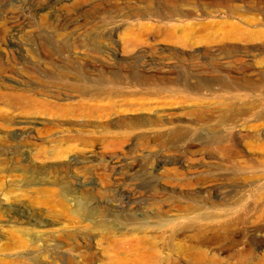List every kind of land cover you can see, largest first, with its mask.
Wrapping results in <instances>:
<instances>
[{
	"label": "rangeland",
	"instance_id": "obj_1",
	"mask_svg": "<svg viewBox=\"0 0 264 264\" xmlns=\"http://www.w3.org/2000/svg\"><path fill=\"white\" fill-rule=\"evenodd\" d=\"M72 65L95 80L132 75L153 85L123 84L94 100L48 80ZM0 91L66 106L0 101V153H25L0 155V264L81 256L108 264L116 240L136 233L130 216L158 225L177 217L178 205L220 217L203 235L209 260L264 258V0H0ZM212 136L223 142L205 147Z\"/></svg>",
	"mask_w": 264,
	"mask_h": 264
},
{
	"label": "bare ground",
	"instance_id": "obj_2",
	"mask_svg": "<svg viewBox=\"0 0 264 264\" xmlns=\"http://www.w3.org/2000/svg\"><path fill=\"white\" fill-rule=\"evenodd\" d=\"M51 2V1H50ZM57 5V4H56ZM67 5V4H66ZM59 6V5H58ZM57 7V6H56ZM64 9V8H63ZM70 10V9H69ZM233 12V10H232ZM41 13V12H40ZM44 14V13H43ZM175 17V16H174ZM50 28V27H49ZM75 28V27H74ZM52 29V28H51ZM176 29V28H175ZM65 30V29H64ZM62 33V32H61ZM74 34V33H73ZM79 34V33H78ZM58 35V34H57ZM232 36V35H231ZM233 37V36H232ZM184 38V37H183ZM173 40V39H172ZM182 41V40H181ZM187 43V42H186ZM186 43L183 41L181 42V44H183L184 46L186 45ZM188 44V43H187ZM59 45V44H58ZM63 46V45H62ZM55 48V47H54ZM53 48V46L50 47V51L51 53L55 52V49ZM65 48V47H63ZM75 48V47H73ZM61 49V48H60ZM75 51V49H74ZM69 53V52H68ZM51 55V54H50ZM51 57V56H50ZM52 58V57H51ZM55 58V57H54ZM64 61V60H63ZM67 62V61H66ZM55 63V62H54ZM69 63V62H68ZM67 63V64H68ZM72 63V62H71ZM53 65V64H52ZM71 65V64H70ZM62 68V67H61ZM61 68L57 69L55 74L52 77H48V80H50L51 78L53 79L55 85H57L56 88L60 89V90H67L70 93L73 92L74 93H78L81 96H91L92 98H100L102 96H108L109 97L112 96L115 93V87L123 85V84H127V85H138V86H152V82L149 83L147 80H144L142 78H136L135 76L132 75H126L123 77H114L111 80L109 78H99V79H94L92 77V73L89 72L88 73H82L77 67H74V65L70 66V68L64 67V69L61 70ZM55 70V68H54ZM124 70V69H123ZM169 70V69H168ZM91 71V70H90ZM53 72V71H52ZM54 73V72H53ZM124 73V72H123ZM92 74V75H91ZM125 74V73H124ZM73 76L74 80L70 81L69 77ZM108 76V75H107ZM45 77V76H44ZM72 78V77H71ZM35 79V78H34ZM42 81V80H41ZM107 81H112V84L114 85V87H111L110 85L106 88L103 87V84L105 85V82L107 83ZM46 84V81H45ZM48 84V83H47ZM39 85V84H38ZM54 85V86H55ZM96 85L97 89L96 91L92 92V90L90 89L92 86ZM102 86L101 87L99 86ZM48 86V85H46ZM49 86H51L49 84ZM109 88V89H108ZM152 88V87H151ZM47 89V88H46ZM17 91V90H16ZM5 91H0V101L3 104H6L8 106H10L11 108L14 109H18V108H27V107H31L32 104H38V105H43L44 106H52V108H56V109H65V104L64 105H58L56 103H54L53 105L48 104V102L45 101H40L36 98L33 97V95L31 94H27L26 92H11V93H4ZM58 92V91H57ZM119 92V91H118ZM155 92V91H154ZM47 93V92H46ZM50 92H48L49 94ZM117 93V91H116ZM151 93V92H150ZM153 95V93H152ZM56 96V95H55ZM118 96V95H117ZM50 97V96H47ZM121 97V96H120ZM111 98V97H110ZM57 99V98H56ZM85 99V98H84ZM90 101V100H89ZM91 102V101H90ZM91 104V103H90ZM76 105V104H75ZM25 106V107H24ZM74 106V105H73ZM89 106V103H84L81 102V104H79V108L85 109L87 110ZM113 106V105H112ZM163 106V105H162ZM149 107V106H148ZM50 108V107H49ZM110 108V107H109ZM114 108V106H113ZM136 108V107H135ZM81 109V110H82ZM119 109V108H118ZM70 110V109H69ZM68 110V111H69ZM73 110V109H72ZM78 110V109H77ZM92 110L91 111L92 113ZM105 110V109H104ZM112 110V109H111ZM74 111V110H73ZM113 111V110H112ZM121 111V109H120ZM75 112V111H74ZM83 112V111H81ZM85 112V110H84ZM83 112V113H84ZM96 112V111H94ZM123 112V110H122ZM81 114V113H80ZM86 114V112H85ZM84 114V115H85ZM89 116H90V112H89ZM94 116V115H93ZM85 117V116H84ZM92 117V115H91ZM144 117V116H143ZM186 118V117H185ZM105 119V118H104ZM139 120V119H138ZM146 120V119H145ZM149 120V119H148ZM167 120V119H166ZM165 120V121H166ZM141 121V120H140ZM143 121V120H142ZM130 122V121H129ZM132 122V121H131ZM136 122V121H135ZM151 123V122H150ZM149 123V124H150ZM170 124V122H168ZM133 124V123H132ZM164 124L161 120H156L155 121V125H162L164 126ZM173 124V123H172ZM144 126V124H142ZM153 125V123H152ZM151 125V126H152ZM153 125V126H155ZM168 125V124H167ZM129 128L132 130L134 129L133 126L128 125ZM149 126V125H147ZM146 126V127H147ZM123 127V126H121ZM137 128L140 126H136ZM79 128V127H78ZM164 128V127H163ZM119 129V128H118ZM123 129V128H122ZM176 129V128H175ZM106 130V129H105ZM126 130V129H125ZM129 130V129H128ZM142 130V129H141ZM153 130V129H152ZM151 130V131H152ZM160 130V129H159ZM178 130V129H177ZM190 130V129H189ZM108 131H110V129H108ZM127 131V130H126ZM125 131V132H126ZM150 131V130H148ZM79 132V131H78ZM83 132V131H82ZM112 132V131H111ZM119 132V131H118ZM147 132V131H146ZM154 132V131H153ZM159 132V131H158ZM167 132V131H166ZM173 132V131H172ZM70 133V132H69ZM77 133V132H75ZM90 133V132H89ZM102 133V132H101ZM104 133V132H103ZM108 133V132H106ZM113 133V132H112ZM144 133V132H143ZM176 133V131H175ZM67 134V133H66ZM72 134V133H71ZM74 134V133H73ZM100 134V133H99ZM116 134V133H115ZM133 134V132H132ZM157 134V133H156ZM131 133L129 131V133H122L119 136V141L117 143H115L116 145H120L122 144V142H125L127 140H129L128 138L130 137ZM153 135V134H152ZM165 135V134H164ZM64 136V134H63ZM67 136V135H66ZM93 136V135H92ZM115 136V135H114ZM144 136V135H143ZM142 136V137H143ZM162 136V135H161ZM173 136H179L177 134H174ZM171 136V137H173ZM68 137V136H67ZM65 137V139L67 138ZM100 137V136H99ZM145 137V136H144ZM222 137V135H221ZM218 137V136H212L210 138H208L206 146L205 147H212L214 145H218L220 143L223 142V138ZM59 138V137H58ZM64 138V137H63ZM69 138V137H68ZM67 138V139H68ZM77 141H79L82 146H89L91 145V137L89 134L85 133V134H81L79 133L78 135H75L74 137ZM94 138V137H93ZM102 138V137H101ZM100 138V139H101ZM109 138V136H108ZM161 138V137H160ZM170 138V137H169ZM107 139V137H106ZM115 139V137L113 138ZM148 139V138H147ZM146 139V140H147ZM158 139V138H157ZM172 139V138H171ZM57 139H54V141ZM73 140V139H72ZM138 140V138H137ZM159 140V139H158ZM62 141V138H61ZM67 141V140H65ZM69 141V140H68ZM74 141V140H73ZM70 141V142H73ZM76 141V142H77ZM97 141V139H96ZM143 141V140H142ZM150 141V140H149ZM167 141V140H166ZM201 141V140H200ZM103 142V141H102ZM128 142V141H127ZM130 142V141H129ZM98 143V141H97ZM106 143V141H105ZM66 144V143H64ZM75 144V143H74ZM94 144H96L94 142ZM129 144V143H128ZM138 144V143H137ZM146 144V143H145ZM163 144V143H162ZM166 144V142H165ZM77 145V144H76ZM93 145V144H92ZM100 145V144H99ZM144 145V144H143ZM75 146V145H74ZM79 146V145H78ZM81 146V145H80ZM79 146V147H80ZM97 146V145H96ZM103 146V145H102ZM163 146V145H162ZM167 146V145H166ZM164 146V147H166ZM76 147V146H75ZM74 147V148H75ZM78 147V148H79ZM85 147V148H86ZM91 147V146H90ZM104 147V146H103ZM102 147V149L104 150V148ZM106 147V146H105ZM127 147V146H126ZM125 147V148H126ZM61 148V147H60ZM74 148H72V151L75 150ZM85 148L80 147V150H84ZM92 148V147H91ZM124 148V145H123ZM160 148V147H159ZM169 148V147H168ZM222 148V147H221ZM88 148H86V151ZM101 149V150H102ZM108 149V148H107ZM105 149V151L107 150ZM112 149V148H111ZM115 149V148H114ZM118 148H116L117 150ZM191 149V148H190ZM220 149V148H219ZM69 150H70V146H69ZM78 149H76L77 151ZM91 150V149H90ZM89 150V152H90ZM109 150V149H108ZM113 150V149H112ZM93 151V150H92ZM104 151V152H105ZM110 151V150H109ZM114 151V150H113ZM121 150L119 149V152ZM175 151V150H174ZM173 151V152H174ZM69 153L71 152L68 151ZM81 152V151H80ZM85 152V151H84ZM103 151H101L102 153ZM112 152V151H110ZM109 152V153H110ZM118 152V150H117ZM123 151H121L120 153H122ZM192 152V151H191ZM59 153V152H58ZM75 153V152H72ZM99 153V152H97ZM107 153V152H106ZM127 153V152H126ZM25 153L23 152V150L18 149H13L12 153H5V152H1L0 155H12V158H22L23 155ZM65 154V153H64ZM78 154V153H77ZM88 154V153H87ZM104 154V153H103ZM229 154V153H228ZM69 155V154H68ZM85 155V154H84ZM122 155V154H121ZM124 155V153H123ZM127 156V154H125ZM192 155V154H191ZM67 156V155H65ZM64 156V157H65ZM83 156V155H82ZM58 157V156H57ZM62 157V154H61ZM92 157V156H91ZM119 158V156H117ZM116 157V158H117ZM7 158V157H6ZM84 158V157H83ZM89 158V157H88ZM98 158V157H97ZM114 158V157H113ZM121 158V157H120ZM133 158V157H132ZM95 159V158H94ZM87 160V159H86ZM104 160V159H103ZM84 161V160H83ZM96 161V160H95ZM117 161V160H116ZM118 161H120L118 159ZM117 161V162H118ZM100 162V161H99ZM102 162V161H101ZM72 163V161H71ZM91 163V162H90ZM124 163V162H122ZM135 163V162H134ZM133 163V164H134ZM78 164V163H77ZM87 164V162H86ZM99 164V163H98ZM132 164V163H131ZM83 165V164H82ZM94 165V163H93ZM101 165V164H100ZM120 165V163H119ZM123 165V164H122ZM138 165V164H137ZM68 166V164H67ZM74 166V165H73ZM76 166V165H75ZM81 166V165H80ZM84 166V165H83ZM86 166V165H85ZM99 166V165H98ZM97 166V167H98ZM160 166V165H159ZM180 166V165H179ZM69 167V166H68ZM82 167V166H81ZM121 167V166H120ZM129 167V166H128ZM140 167V166H139ZM70 168V167H69ZM69 168L67 170H69ZM73 168V167H72ZM103 168V166H102ZM107 168V167H105ZM109 168V167H108ZM115 168V167H114ZM166 168V167H165ZM171 168V167H170ZM173 168V167H172ZM175 168V167H174ZM173 168V169H174ZM177 168V167H176ZM81 169V168H80ZM86 172V167L83 168ZM98 169V168H97ZM169 169V168H168ZM167 169V170H168ZM66 170V169H65ZM88 170V169H87ZM93 170V169H92ZM107 170V169H105ZM113 170V168H112ZM119 170V169H118ZM130 170V169H129ZM136 170V169H135ZM179 170V169H178ZM72 171V170H71ZM90 171V169H89ZM98 171V170H97ZM100 171V170H99ZM115 171V170H114ZM132 171V170H131ZM173 172V170H171ZM123 172V170H122ZM81 173V172H79ZM118 173V172H117ZM165 173V172H164ZM177 173V171H176ZM181 173V172H180ZM105 174V173H104ZM128 174V173H127ZM166 174V173H165ZM169 174V172L167 173ZM173 174V173H172ZM182 174V173H181ZM178 175V174H177ZM175 176V174H174ZM121 177V176H120ZM246 177H248L246 175ZM175 178V177H174ZM149 179V178H148ZM158 179V178H157ZM249 179V178H248ZM79 180V179H78ZM244 180L246 181V178L244 177ZM243 180V181H244ZM80 181V180H79ZM108 181V180H107ZM168 181V180H167ZM247 182V181H246ZM168 183V182H167ZM116 186V185H114ZM250 186V185H249ZM263 187V186H262ZM76 188V187H75ZM158 188V187H157ZM185 188V187H184ZM134 189V188H133ZM154 189V188H153ZM156 189V188H155ZM248 190V189H247ZM124 191V190H123ZM126 191V190H125ZM129 192V191H127ZM122 193V192H121ZM120 193V194H121ZM132 193V192H131ZM123 194V193H122ZM121 194V195H122ZM162 194V193H161ZM132 195V194H131ZM130 195V196H131ZM166 195V194H165ZM239 195V194H238ZM116 196V195H115ZM126 196V194H125ZM172 196V195H171ZM243 196V195H242ZM245 196V195H244ZM75 197V196H74ZM128 198V196H126ZM168 197V195H167ZM174 197V196H173ZM254 197V196H252ZM62 199V198H60ZM169 199V198H168ZM186 199V198H185ZM184 199V200H185ZM239 199V198H238ZM257 199L259 200H264V191L259 192ZM64 199H62L63 202ZM79 200V199H78ZM135 200V199H134ZM59 201V199H58ZM174 201V200H173ZM177 201V200H176ZM61 202V200H60ZM120 202V201H119ZM129 202V201H127ZM180 202V201H179ZM186 202V201H185ZM192 202V201H191ZM259 202V201H258ZM65 203V201H64ZM63 203V204H64ZM175 203V202H174ZM202 203V202H201ZM200 203V204H201ZM80 204V203H79ZM125 204V203H124ZM123 204V205H124ZM161 204V203H160ZM171 204V203H170ZM183 204V203H182ZM185 204V203H184ZM67 205V204H65ZM122 205V207H123ZM136 205V204H135ZM165 205V204H164ZM178 205V203L176 204ZM234 205V204H233ZM64 206V205H63ZM68 206V205H67ZM126 206V205H125ZM128 206V205H127ZM196 206V205H195ZM83 205H77V209L80 211L83 209ZM129 207V206H128ZM135 207V206H133ZM159 207V206H158ZM67 208V207H66ZM86 208V207H85ZM116 208V207H115ZM132 208V207H131ZM138 208V207H137ZM143 208V207H142ZM160 208V207H159ZM172 208V207H171ZM69 209V208H68ZM124 209V208H123ZM127 209V208H126ZM144 209V208H143ZM138 210V209H137ZM165 209H162V211ZM125 211V210H124ZM128 211V210H127ZM136 211V209H135ZM158 211V209L156 210ZM170 211V210H169ZM174 211V210H173ZM177 211L179 212V215L175 218L172 219H167L168 217L165 216V219L160 217L159 222L157 223V221H153L154 223H157L158 225L154 224V225H149V221L145 220V219H141V218H136L134 216H130L129 214V218L128 220H126L128 223H126V225H131L133 228V230L136 232L135 234H133L132 236H130L129 238H126L125 240H116V244L114 246V251L116 252V255L112 256V258L110 259V262L108 264H180L181 261H184L185 264H218L221 263L216 257H213L209 260V257L207 256L206 252L203 251V235L207 236L208 232L210 231V223H214L217 222V220L220 217H213V216H203V209L200 207H193V206H179L177 208ZM101 212V211H100ZM99 212V213H100ZM123 212V211H122ZM130 212V211H129ZM133 212V211H132ZM142 212V211H141ZM257 212V211H256ZM15 213V212H14ZM29 213V212H28ZM103 213V212H101ZM100 213V214H101ZM146 213V212H145ZM158 213V212H157ZM164 213V212H163ZM11 214V213H10ZM27 214V213H26ZM136 214V212H135ZM167 214V213H166ZM205 214V213H204ZM14 215V214H13ZM125 215V214H124ZM146 215V214H145ZM147 215H149L147 213ZM160 215L161 214V210H160ZM169 215V214H168ZM170 215H172V213H170ZM225 215V214H224ZM101 216V215H100ZM99 216V217H100ZM141 216V215H140ZM152 216V215H151ZM158 216V215H157ZM163 216V215H162ZM220 216V215H219ZM144 217V216H143ZM153 217V216H152ZM75 218V217H74ZM101 218V217H100ZM146 218V217H145ZM148 218V216H147ZM155 218V217H154ZM162 218V219H161ZM171 218V217H170ZM16 219V218H15ZM107 219V218H106ZM158 219V218H156ZM235 219V218H234ZM33 220V219H32ZM76 220V219H75ZM155 220V219H154ZM152 222V223H153ZM203 222H205V224L203 225ZM228 222V221H227ZM263 222V221H262ZM225 223V222H224ZM250 223V222H249ZM125 225V224H124ZM156 225V226H155ZM226 226V225H225ZM238 226V225H237ZM31 227V226H30ZM253 228V227H252ZM214 229V228H213ZM216 230V228H215ZM225 230V229H224ZM151 231H155V235L151 234ZM216 232V231H215ZM209 235V234H208ZM218 235V234H217ZM222 236V235H221ZM220 236V237H221ZM238 238V237H237ZM236 241V240H235ZM241 242V241H240ZM237 243V242H236ZM252 243V242H251ZM240 244V243H239ZM21 248H25L26 245L20 244L19 245ZM30 248V247H29ZM253 248V247H252ZM50 252V251H48ZM240 252V251H239ZM248 253V252H247ZM252 253V252H251ZM246 255V254H245ZM251 255V254H250ZM234 256V255H233ZM232 256V257H233ZM82 259L80 261H78L76 258H68V262L67 264H91L92 263V257L90 258L89 256H81ZM264 257V255H263ZM250 258V257H249ZM38 259V258H37ZM37 259H32V261H34L35 263H37ZM252 259V258H251ZM250 259V260H251ZM6 260V259H5ZM94 260V259H93ZM7 261V260H6ZM10 261V260H9ZM21 260H12L10 261L11 263L9 264H18V262H20ZM264 264V258H261V260L258 262V264ZM52 264H58L57 261H52Z\"/></svg>",
	"mask_w": 264,
	"mask_h": 264
}]
</instances>
